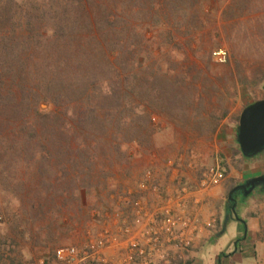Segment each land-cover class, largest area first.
I'll list each match as a JSON object with an SVG mask.
<instances>
[{"label":"trees","instance_id":"16d2710c","mask_svg":"<svg viewBox=\"0 0 264 264\" xmlns=\"http://www.w3.org/2000/svg\"><path fill=\"white\" fill-rule=\"evenodd\" d=\"M202 1L0 0V187L19 204L26 199L27 224L52 218L47 264H56L64 211L76 206L81 219L85 197L107 189L106 171L127 165L132 145L150 150L158 132L153 114L194 119L202 136H215L229 117L224 99L220 114L205 117V100L188 76L148 65L164 55L149 32L185 29L194 41ZM251 2L232 0L229 8L243 11ZM258 27L264 42V24ZM162 38L175 42L172 32ZM249 49L262 53L264 46ZM201 77L209 83L202 72L194 82ZM225 80L236 90L233 74ZM15 245L0 235V264H23Z\"/></svg>","mask_w":264,"mask_h":264},{"label":"rangeland","instance_id":"374dc122","mask_svg":"<svg viewBox=\"0 0 264 264\" xmlns=\"http://www.w3.org/2000/svg\"><path fill=\"white\" fill-rule=\"evenodd\" d=\"M231 1L201 2L204 5V11L199 14L202 23L197 25L192 42L185 29L179 34L173 28L151 30L149 37L152 45L155 48L161 46L164 55L152 58L148 64L155 69L160 65L164 72L175 71L176 75L188 76L198 88L197 96L205 100V117H209L216 109L219 110L217 114H220L218 99L226 101V106L230 109L229 117L221 122L215 136H202L194 119L182 122L158 113L153 114L155 121L152 123L158 132L152 138L150 150L147 153L143 150L137 153L136 147L132 145L129 163L115 165L106 171L107 189L100 188L99 195L85 197L82 213L78 216L81 219H77L76 206L64 211L57 225L61 226L65 233L55 232L59 235L57 239L60 244L55 246L54 250L66 247L83 249L89 241L97 239L104 227L118 235V227L111 221L106 223V215L111 216L116 211L123 212L130 225L138 230L140 226L134 221L130 203L118 205V199L129 191H137L139 181L147 170H151L154 174L153 182L161 189V194L154 197L137 193L132 201L142 199L152 211L160 209L164 203L166 187L168 186L171 192L178 187V179L169 180L172 173V169L168 167L169 162L174 164L173 168L179 169L177 178H182L181 183H196L197 179H200V171L216 165L226 171V181L212 190L224 200L217 208V214L223 222L229 188L243 183L246 177H251L250 170L254 167L253 161L247 162L236 142V119L246 107L264 99V50L260 53L256 49H249L252 42L264 46L258 27L264 24V0H252L246 9L234 13L231 11L232 7L229 8ZM170 32L175 35V42L171 44L162 38L163 35L169 36ZM173 48L177 50L175 57L168 54ZM220 50L226 53V61L223 63L214 55ZM238 71H241V76L247 84L243 85V82L237 81ZM200 72L207 75L208 84H203L204 77L194 82ZM230 74H233L236 90L225 80ZM214 87H217V90ZM42 108L46 109L47 105L43 104ZM153 155L156 158H153ZM25 200L22 196L21 203H17L9 192L0 187V235L17 243L18 246L15 245L14 250L19 252L23 264H39L41 260H45L47 264V258L52 252V240H48V237H52V218L37 221L35 225L31 222L27 224V219L21 211V206L26 208ZM236 214L241 216L237 211ZM18 221L21 223L19 231L15 227ZM234 224L232 220L226 223V230L219 234L216 244L193 247L189 252L192 264H253V259L243 260L241 255L235 252V243L243 244L244 237L237 238ZM119 239L122 242L121 238ZM184 258L187 264L188 256L184 255Z\"/></svg>","mask_w":264,"mask_h":264},{"label":"built area","instance_id":"2783aa9c","mask_svg":"<svg viewBox=\"0 0 264 264\" xmlns=\"http://www.w3.org/2000/svg\"><path fill=\"white\" fill-rule=\"evenodd\" d=\"M214 55L219 62L226 61V53L223 50ZM152 121L155 119L152 118ZM152 157L156 158L155 155ZM168 167L172 169L171 176L176 181L180 174L179 169L173 168L174 164L171 162ZM226 177V171L219 165L207 168L196 183L181 184L172 192L167 189L161 208L152 211L142 199L132 201L137 193L155 196L161 194V189L153 182V172L147 170L138 183V190L129 191L118 199V205L130 203L134 221L140 228L137 230L132 227L123 212L116 211L111 216L106 215V223L113 222L118 227V235L104 227L97 239L89 241L83 249L59 248L55 252L57 264H173L182 260L185 252L194 247L198 236L216 224L215 218L200 223L198 217L191 212L190 203L200 205L203 196L221 186ZM121 237L126 241V254L118 262L103 257V251L120 248ZM39 264H46L45 260H41Z\"/></svg>","mask_w":264,"mask_h":264},{"label":"crops","instance_id":"0c3cea01","mask_svg":"<svg viewBox=\"0 0 264 264\" xmlns=\"http://www.w3.org/2000/svg\"><path fill=\"white\" fill-rule=\"evenodd\" d=\"M246 159L248 163L253 161L254 167L250 170L251 177H246L245 181L264 174V153L254 158ZM173 179L174 178L170 176L169 180L173 181ZM177 179L178 187L181 184H184L181 183L182 178ZM197 180H199V178ZM233 188L229 189L233 191ZM167 189L170 188L167 186L166 190ZM226 189H228V186ZM231 191L228 193L226 198L227 207L223 222H221L220 217L217 214V208L223 204L224 200L222 197L217 196L216 193L214 194V192H212L210 194L204 195L203 202L200 205H195L193 202L190 203V210L198 217L200 223L207 222L211 218H215L216 220V224L213 226V228L205 230L198 236L194 247L205 246L211 243L216 244L219 234L222 232V230L223 233L226 230V223L232 220L235 222L233 229L236 231L237 238L244 237V240L242 241L243 244L235 243L234 245L236 254L241 255L243 260L246 258L253 259V264H264V190L256 188L251 194H247L241 198L236 196V211L241 214V216H238V218L243 221L244 224L235 219L231 211V207L229 208L228 198L231 194ZM152 196L157 197L158 195ZM218 222H220L219 225ZM121 241L120 248L117 250L107 249L103 251V257L109 258V260L114 262H118L120 258L126 254V241H124L122 237ZM184 259L185 258H183V260ZM188 259H190V254Z\"/></svg>","mask_w":264,"mask_h":264},{"label":"water","instance_id":"95a60500","mask_svg":"<svg viewBox=\"0 0 264 264\" xmlns=\"http://www.w3.org/2000/svg\"><path fill=\"white\" fill-rule=\"evenodd\" d=\"M237 143L245 158H254L264 153V100L256 102L242 111L237 128ZM262 184H264V176L256 177L235 188L229 195L228 204L232 203L231 211L235 219L242 224L244 222L236 214V192L244 189L246 190L244 196H246Z\"/></svg>","mask_w":264,"mask_h":264},{"label":"flooded vegetation","instance_id":"af4514ba","mask_svg":"<svg viewBox=\"0 0 264 264\" xmlns=\"http://www.w3.org/2000/svg\"><path fill=\"white\" fill-rule=\"evenodd\" d=\"M263 100H264V99H263ZM263 100H261V101H263ZM258 102H259V101H258ZM255 103H256V102H255ZM255 103H253V104H255ZM261 176H264V174H262V175H260V176H257V177H261ZM254 178H256V177H254ZM251 179H253V178H251ZM251 179L246 180V181L243 182L242 184L236 185V186L233 188V190H234L235 188H237V187H240V186L244 185L247 181H250ZM258 188H260V189H264V184L260 185V187H258ZM245 193H246V190L241 189V190H239V191L236 192V196H238V197L241 198V197L244 196ZM231 205H232V203H229V208L231 207ZM228 210H229V209H228Z\"/></svg>","mask_w":264,"mask_h":264}]
</instances>
